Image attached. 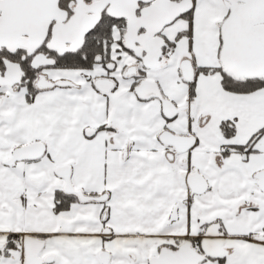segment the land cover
I'll return each instance as SVG.
<instances>
[{
	"label": "snow or ice",
	"instance_id": "snow-or-ice-1",
	"mask_svg": "<svg viewBox=\"0 0 264 264\" xmlns=\"http://www.w3.org/2000/svg\"><path fill=\"white\" fill-rule=\"evenodd\" d=\"M0 264H264V0H0Z\"/></svg>",
	"mask_w": 264,
	"mask_h": 264
}]
</instances>
